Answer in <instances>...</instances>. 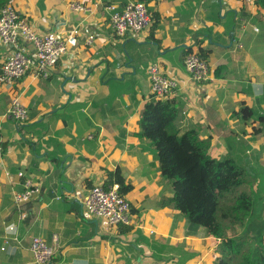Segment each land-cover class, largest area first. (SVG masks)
<instances>
[{"label": "crops", "instance_id": "0c3cea01", "mask_svg": "<svg viewBox=\"0 0 264 264\" xmlns=\"http://www.w3.org/2000/svg\"><path fill=\"white\" fill-rule=\"evenodd\" d=\"M71 1L92 11H74ZM127 2L0 0V9L15 5L37 33L80 28L77 43L48 79L28 73L12 87L0 82V264H36L30 250L36 235L57 246L54 264H218L219 240L204 227L190 234L180 211L160 206V198L173 191L151 140L137 135L146 105L156 98L148 67L157 62L178 81L166 98L180 102V134L194 128L210 141L211 156L233 154L260 171L264 0H143L157 25L120 37L112 30L110 8ZM200 47L214 78L209 83L194 82L185 70L186 50ZM12 51L0 40V67ZM16 95L28 109L22 124L8 115ZM116 169L133 184L125 194L131 223L108 226L84 201ZM20 171L41 186L31 206L14 200L24 190ZM249 179L254 186L260 181Z\"/></svg>", "mask_w": 264, "mask_h": 264}, {"label": "trees", "instance_id": "16d2710c", "mask_svg": "<svg viewBox=\"0 0 264 264\" xmlns=\"http://www.w3.org/2000/svg\"><path fill=\"white\" fill-rule=\"evenodd\" d=\"M157 22L154 15L152 27ZM189 52L191 48L185 55ZM198 53L207 59L202 47ZM179 111L176 98H154L139 120L137 135L151 140L160 171L173 191L160 198V206L180 211L188 220L190 234L204 227L209 236L217 238L218 264H264V168L251 170L233 154L221 159L211 156L210 141L201 139L196 129L180 134L176 124ZM243 111L251 112L248 108ZM257 177L258 185H251L249 178ZM114 183H119L124 195L133 189L120 169L109 173L105 188ZM242 185L248 190H237ZM236 225L243 228L244 235L227 233ZM251 232L255 235L248 236Z\"/></svg>", "mask_w": 264, "mask_h": 264}, {"label": "built area", "instance_id": "2783aa9c", "mask_svg": "<svg viewBox=\"0 0 264 264\" xmlns=\"http://www.w3.org/2000/svg\"><path fill=\"white\" fill-rule=\"evenodd\" d=\"M70 8L74 11L88 13L92 7L80 1H71ZM110 24L113 32L124 37L128 32H140L153 24V18L148 5L142 0H128L122 9L111 7ZM257 29V28H256ZM258 30V29H257ZM80 28H73L68 32L50 31L37 33L27 16L22 15L15 5L8 3L0 9V40L13 47L11 55L0 67V82L12 87L16 81L28 73L48 79L53 68L67 52L68 47L77 43ZM94 39L89 35L87 44ZM28 44L34 47V54L29 50ZM241 47L242 44H239ZM184 66L190 78L196 83H209L213 81L210 66L206 59L198 52H189L185 55ZM151 93L156 98H166L178 89V81L166 75L157 62L148 67ZM8 115L18 124L28 119V109L16 95ZM3 151V141L0 138V153ZM24 177V190L14 194L18 204H27L41 191L39 183L31 177H26L24 171L18 173ZM86 210L96 217L103 219L108 226L130 224L132 207L126 195L120 192L119 183L108 189L103 184L93 186L85 201ZM30 250L36 264H54L53 259L58 252L54 243L48 242L42 236H33Z\"/></svg>", "mask_w": 264, "mask_h": 264}, {"label": "rangeland", "instance_id": "374dc122", "mask_svg": "<svg viewBox=\"0 0 264 264\" xmlns=\"http://www.w3.org/2000/svg\"><path fill=\"white\" fill-rule=\"evenodd\" d=\"M237 190H240V192L245 191V190H248V186L242 185ZM227 194L229 195L230 193H227ZM263 217H264V213H263ZM226 222L228 224H230L229 221H226ZM242 230H243V228L240 225H236L235 228L230 229L227 233L229 235H231V236H234V235H236V236H239V235L242 236V235H244V233L242 232ZM254 235H255V233L254 232H251V233H249L248 236H254ZM255 244H256V242H255ZM263 244H264V242H263ZM250 245H251V243L248 244V246H250Z\"/></svg>", "mask_w": 264, "mask_h": 264}, {"label": "water", "instance_id": "95a60500", "mask_svg": "<svg viewBox=\"0 0 264 264\" xmlns=\"http://www.w3.org/2000/svg\"><path fill=\"white\" fill-rule=\"evenodd\" d=\"M31 204H32V202H29V203H27L26 205H27V206H31Z\"/></svg>", "mask_w": 264, "mask_h": 264}]
</instances>
